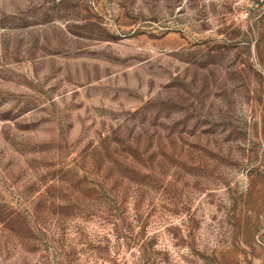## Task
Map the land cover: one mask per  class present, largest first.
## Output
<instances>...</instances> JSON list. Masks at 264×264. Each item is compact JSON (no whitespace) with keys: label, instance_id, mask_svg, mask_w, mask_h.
Instances as JSON below:
<instances>
[{"label":"rangeland","instance_id":"1","mask_svg":"<svg viewBox=\"0 0 264 264\" xmlns=\"http://www.w3.org/2000/svg\"><path fill=\"white\" fill-rule=\"evenodd\" d=\"M0 264H264V0H0Z\"/></svg>","mask_w":264,"mask_h":264},{"label":"trees","instance_id":"2","mask_svg":"<svg viewBox=\"0 0 264 264\" xmlns=\"http://www.w3.org/2000/svg\"><path fill=\"white\" fill-rule=\"evenodd\" d=\"M116 143H118L117 138L104 135L90 148L89 155L86 157L87 162L82 165L81 172L78 173V170L75 172L81 185L79 188L81 196H96L102 195V193L107 196H119V191H125L119 188V184L133 178L132 174L129 173L130 170L133 171L134 169L131 165L133 152L126 148L119 151ZM118 162L120 163L118 164ZM136 170L141 172L143 176L150 171L149 168L142 167H136ZM112 177H114V181ZM137 181L142 182L143 180L141 178Z\"/></svg>","mask_w":264,"mask_h":264}]
</instances>
